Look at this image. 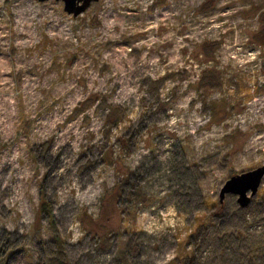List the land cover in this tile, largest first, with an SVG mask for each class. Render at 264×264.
Segmentation results:
<instances>
[{
  "label": "rangeland",
  "instance_id": "374dc122",
  "mask_svg": "<svg viewBox=\"0 0 264 264\" xmlns=\"http://www.w3.org/2000/svg\"><path fill=\"white\" fill-rule=\"evenodd\" d=\"M262 166L264 0H0V264H264Z\"/></svg>",
  "mask_w": 264,
  "mask_h": 264
},
{
  "label": "water",
  "instance_id": "95a60500",
  "mask_svg": "<svg viewBox=\"0 0 264 264\" xmlns=\"http://www.w3.org/2000/svg\"><path fill=\"white\" fill-rule=\"evenodd\" d=\"M46 1V0H41ZM60 1V0H58ZM65 4V11L75 16L83 13L92 2L98 0H62ZM264 179V166L257 168L253 171L232 177L224 186L221 192V201L224 200L228 194L239 196V203L245 207L251 196H255Z\"/></svg>",
  "mask_w": 264,
  "mask_h": 264
},
{
  "label": "trees",
  "instance_id": "16d2710c",
  "mask_svg": "<svg viewBox=\"0 0 264 264\" xmlns=\"http://www.w3.org/2000/svg\"><path fill=\"white\" fill-rule=\"evenodd\" d=\"M111 117H115V114H113ZM111 117H110V119H111ZM42 207L46 210V206L43 204L42 205ZM43 208H41V211L43 210ZM221 208V207H220ZM45 212H47V211H45ZM200 229H201V226H200V228H199V230L196 232V234H194V236H197V233H199L200 232ZM193 236V237H194Z\"/></svg>",
  "mask_w": 264,
  "mask_h": 264
}]
</instances>
